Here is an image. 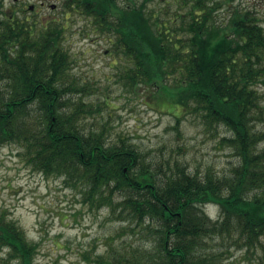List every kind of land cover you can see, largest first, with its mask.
I'll return each instance as SVG.
<instances>
[{"label": "trees", "instance_id": "trees-1", "mask_svg": "<svg viewBox=\"0 0 264 264\" xmlns=\"http://www.w3.org/2000/svg\"><path fill=\"white\" fill-rule=\"evenodd\" d=\"M232 2L62 0L60 15L41 21L5 13L0 2V149L24 148L33 167L80 187L86 206L121 223L118 237L139 236L142 245L111 243L97 264H232L221 259L232 247L264 264V130L253 125L264 116V26L256 9ZM223 10L230 16L221 20ZM74 14L84 21L79 34L123 56L127 83L208 130L225 126L232 135L222 144L239 166L193 172L179 160H147L122 136L111 139L107 123L87 127L100 109L71 96L83 90L65 45ZM209 204L219 206L217 219ZM37 249L0 211V260L36 264Z\"/></svg>", "mask_w": 264, "mask_h": 264}, {"label": "rangeland", "instance_id": "rangeland-1", "mask_svg": "<svg viewBox=\"0 0 264 264\" xmlns=\"http://www.w3.org/2000/svg\"><path fill=\"white\" fill-rule=\"evenodd\" d=\"M1 1L5 13L36 21L58 17L62 4V0ZM159 3L155 1L151 6ZM230 7L256 9L264 26V0H233ZM219 14L221 20L227 19L230 11ZM73 22L65 45L72 57L70 72L83 90L71 96L74 101L81 99L100 109L94 116H87V127L94 129L107 123L111 139L122 136L147 160H179L193 172L203 173L211 167L230 174L239 166L235 150L222 144L223 137L232 135L225 126L208 130L195 115L162 104L153 89L127 83L123 68L128 64L123 56L111 53L106 39L79 34L77 29L84 24L79 16L74 14ZM259 91L264 106V87ZM176 117L181 118L179 124ZM253 125L257 131L264 130V116ZM25 153L16 144L0 149V211L17 221L29 240L39 245L36 264H97L96 259L107 254L111 243L142 245L139 236L118 237L122 225L112 221L106 209H90L82 202L80 187L66 183L64 177L46 176L33 167ZM206 210L214 216L220 212L215 205ZM215 248L223 252L227 245L219 243ZM228 251L221 257L224 263H255L246 250L232 247ZM0 264L9 263L0 260Z\"/></svg>", "mask_w": 264, "mask_h": 264}, {"label": "flooded vegetation", "instance_id": "flooded-vegetation-1", "mask_svg": "<svg viewBox=\"0 0 264 264\" xmlns=\"http://www.w3.org/2000/svg\"><path fill=\"white\" fill-rule=\"evenodd\" d=\"M15 1H18V0H15ZM42 6H45V3H43ZM51 7L53 9V8H55V5H52ZM30 9L32 10L33 9V6H30Z\"/></svg>", "mask_w": 264, "mask_h": 264}]
</instances>
